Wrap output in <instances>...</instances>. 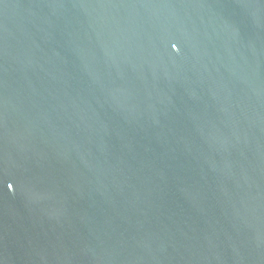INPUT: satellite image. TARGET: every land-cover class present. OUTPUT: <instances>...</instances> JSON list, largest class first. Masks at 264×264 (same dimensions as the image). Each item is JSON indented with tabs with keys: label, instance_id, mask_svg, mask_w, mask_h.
I'll return each mask as SVG.
<instances>
[{
	"label": "water",
	"instance_id": "95a60500",
	"mask_svg": "<svg viewBox=\"0 0 264 264\" xmlns=\"http://www.w3.org/2000/svg\"><path fill=\"white\" fill-rule=\"evenodd\" d=\"M0 264H264V0H0Z\"/></svg>",
	"mask_w": 264,
	"mask_h": 264
}]
</instances>
